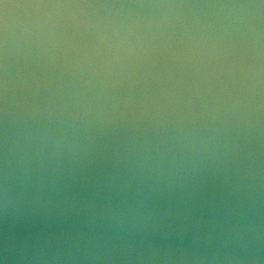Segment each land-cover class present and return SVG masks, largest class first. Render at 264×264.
Returning a JSON list of instances; mask_svg holds the SVG:
<instances>
[{
	"label": "water",
	"instance_id": "obj_1",
	"mask_svg": "<svg viewBox=\"0 0 264 264\" xmlns=\"http://www.w3.org/2000/svg\"><path fill=\"white\" fill-rule=\"evenodd\" d=\"M0 264H264V0H0Z\"/></svg>",
	"mask_w": 264,
	"mask_h": 264
}]
</instances>
